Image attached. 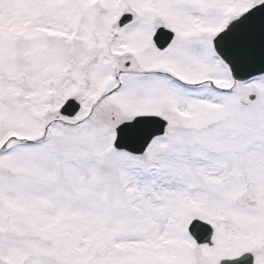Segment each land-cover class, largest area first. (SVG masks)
Returning <instances> with one entry per match:
<instances>
[{"label":"snow or ice","instance_id":"1","mask_svg":"<svg viewBox=\"0 0 264 264\" xmlns=\"http://www.w3.org/2000/svg\"><path fill=\"white\" fill-rule=\"evenodd\" d=\"M0 264H264V0H0Z\"/></svg>","mask_w":264,"mask_h":264}]
</instances>
